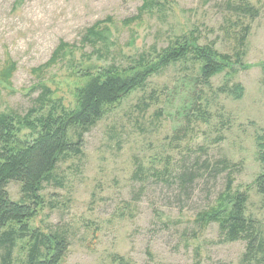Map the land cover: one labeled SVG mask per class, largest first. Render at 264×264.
Returning <instances> with one entry per match:
<instances>
[{
  "label": "rangeland",
  "instance_id": "374dc122",
  "mask_svg": "<svg viewBox=\"0 0 264 264\" xmlns=\"http://www.w3.org/2000/svg\"><path fill=\"white\" fill-rule=\"evenodd\" d=\"M232 1L260 15L232 14L229 0H0V72L8 60L16 67L9 82L0 76V116L14 118L19 146L37 137L41 117L76 109L86 75L154 62L187 42L232 60L206 83L189 53L105 107L94 126L72 128L80 150L60 155L41 183L12 264H30L37 235L69 241L61 264H246V242L221 231L240 194L264 246V0ZM60 43L66 50L47 67ZM22 187L10 183V198L29 203Z\"/></svg>",
  "mask_w": 264,
  "mask_h": 264
},
{
  "label": "trees",
  "instance_id": "16d2710c",
  "mask_svg": "<svg viewBox=\"0 0 264 264\" xmlns=\"http://www.w3.org/2000/svg\"><path fill=\"white\" fill-rule=\"evenodd\" d=\"M228 8L232 14L258 18L259 11L246 1L234 2L229 0ZM104 22L96 24L90 29L93 34ZM236 37L235 56L240 59L245 47L248 28ZM67 45L60 43L52 59L46 65L51 66L66 50ZM194 54L197 60L203 62L202 80L209 83L222 69L231 63V57L220 55L213 47H192L176 45L157 55V61L142 59L137 65L128 69L112 66L103 74L89 77L85 86L78 93V106L72 112L55 115L50 113L39 119L40 131L30 143L19 146L15 140L16 122L12 116H0V258L2 264H12L13 254L18 239L29 236L25 225L36 216L42 204L40 195L41 183L51 174L58 163L59 156L66 153H78L79 145L68 141L69 131L74 127L89 129L101 119L107 106L119 103L125 96L143 87L148 78L160 69L184 58L187 54ZM45 67V66H44ZM16 70L10 60L6 62L0 72L1 78L9 82ZM41 67L38 72L42 71ZM48 96L42 97V102ZM81 141V137H80ZM12 182L22 184V191L31 201L17 203L11 200L8 186ZM233 178L228 177L226 193L231 191ZM258 193L264 197V173L257 179ZM246 196L240 194L234 197L231 215L224 219L221 231L228 242H246L244 262L246 264H264V246L257 235L255 221L244 215ZM21 225L19 232L7 230L8 225ZM21 232H24L21 234ZM36 244L32 248L30 264H61L70 248L69 241L64 238H54L49 241L37 235ZM263 255L258 258V254Z\"/></svg>",
  "mask_w": 264,
  "mask_h": 264
}]
</instances>
